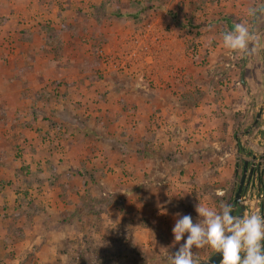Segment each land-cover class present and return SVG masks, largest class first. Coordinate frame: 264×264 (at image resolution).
<instances>
[{
    "label": "rangeland",
    "instance_id": "obj_1",
    "mask_svg": "<svg viewBox=\"0 0 264 264\" xmlns=\"http://www.w3.org/2000/svg\"><path fill=\"white\" fill-rule=\"evenodd\" d=\"M76 1L72 5L66 2L69 24L60 28L47 26L50 35L46 43L60 65L69 64L77 71L78 67L89 68L90 77L97 80V96L92 98V102H97V132L85 127L84 133L76 134L74 129L67 135L57 128L56 136L49 142L55 148L47 150L51 156L48 158L49 153L45 152L36 160L20 144H14L7 156L20 164V169H7L8 175L0 169V264H154L152 250L157 249L146 251V257H142L144 253L138 248L113 237L119 219L114 212L109 213L108 207L116 208L119 216L125 214L117 201L120 195L149 192L151 187L145 183L148 172L140 169L139 175L134 174L131 166L126 168L127 163L116 164L120 169H115L118 160L126 162L118 155L119 143L127 144L132 137L128 134L142 122L141 126L145 125L150 134L141 144L156 155L151 150L152 143L157 141L153 131L160 127L164 113L172 116L175 107L203 106L214 119L215 131L222 133L232 120L236 132L239 119L251 115L249 109L258 107L264 98V32L259 34L255 9L259 2L97 0L94 7L92 0ZM250 9H255L254 15L249 14ZM117 12L122 14L115 15ZM96 13L97 37H94L87 20ZM82 17L85 23L77 24ZM73 21L76 23L72 24ZM240 22L260 37L255 53H234L223 47L222 34ZM7 45L14 52L13 42ZM242 67L245 84L240 80ZM57 90L53 96L62 91ZM136 94L142 103H136ZM226 97L229 107L224 103ZM79 107L84 114L87 107ZM139 114L144 120L139 118L137 122L135 116ZM88 118L79 120L87 125ZM107 127L120 133L105 134ZM100 146L110 152L100 153ZM82 152L86 154L84 159ZM114 154L118 155L117 161H113ZM78 155L86 165L89 163L87 167L77 160L69 163ZM58 162L65 167L57 170ZM137 165L142 168L141 163ZM104 169L114 178L107 177L100 183L98 173L103 174ZM120 172L126 178L117 179L115 174ZM74 173H80L77 179L81 182L73 178ZM137 183L140 185L136 186ZM204 187L191 188L201 193ZM194 192L192 197L197 201L201 195ZM190 206L183 201L185 215L193 214ZM153 217L156 223L161 221L157 214L153 213ZM191 217L194 223L202 219L195 212ZM122 220L124 217L119 222ZM137 220L131 218L122 223L129 229L138 225Z\"/></svg>",
    "mask_w": 264,
    "mask_h": 264
},
{
    "label": "crops",
    "instance_id": "obj_2",
    "mask_svg": "<svg viewBox=\"0 0 264 264\" xmlns=\"http://www.w3.org/2000/svg\"><path fill=\"white\" fill-rule=\"evenodd\" d=\"M67 1L70 5L77 2L76 0H0V169L3 168L5 171L13 167L20 169V164H16V161L7 156L14 149L15 143L20 144L25 152L29 151L36 160L39 154L45 152L49 153L48 158L51 156L48 148L55 147L49 142L56 136L57 128L67 135L74 129L76 134L84 133L85 127L97 132V102L95 99L92 102L94 95L97 96V80L90 77L89 68L83 67V70H80L78 67L77 71V68L69 64L60 65L58 60H55L49 44L46 43L48 35L43 26L60 28L62 25L69 24ZM92 1L93 6L97 7V0ZM257 2L259 3L256 4L255 9L260 34L264 32V0H257ZM64 6L65 9H63ZM60 12L61 15H59ZM78 19L77 24L85 23L84 17ZM87 21L92 25L94 37H97V13ZM10 41L13 42L14 52H11L7 45ZM57 89L62 91L57 94L59 96H53L56 91H59ZM52 90L55 91L52 92ZM85 93H89L88 96ZM72 98L76 100L71 101ZM138 99L136 94L134 99L136 103L143 102ZM228 99L226 97L224 103L229 107L230 104L226 103ZM77 101L81 103L76 105ZM144 104L148 105L145 102ZM81 105L87 107L84 114L79 107ZM205 109L207 111L208 107ZM256 109V107L249 109L248 112L252 116L248 115L239 119L235 133L232 129V120L226 125L225 131L222 130V133H219L213 129L214 119L209 116V112L204 111L203 106L192 109L175 107L172 116L164 113L160 127L153 131L156 132L157 141L154 140L151 150L154 149L156 155L148 152V148L141 144L148 140L147 135L150 133L145 129V125L141 126L142 122H138L139 118L140 121L144 120V116L141 114L135 116L138 122L137 129H133L128 134L132 137L128 139L127 144L122 146V143H119L118 155L123 156L126 162L118 160V155L114 154L113 161L118 160L114 166L115 169H120L116 167V164L121 166L127 163L126 168L131 166L132 171L135 170L134 174L139 175L140 169L148 172L149 178L145 179V183L151 187L149 192L143 191L141 194H121L117 199L125 213L122 215L120 213L121 217L119 212H116V208L108 207L109 213L114 212L117 219L124 217V220L120 222L118 220L117 225L114 226L115 240L120 238L122 242L130 243V247L138 248L144 253L142 257L144 255L146 257V251L157 249V251L152 250L153 263L168 264V256L175 253L187 238L185 234L184 239L175 243L172 232L175 221L179 218L177 214L185 215L183 201L190 203L192 215L194 212L197 213L195 209L199 202L216 211L220 210L222 204H229L232 206L233 215H236L239 206L233 198L243 172V160L251 158L249 152H255L257 155L264 153L263 133L253 125ZM200 111L202 115L204 114L203 116L200 115ZM84 116H89L87 125L79 120ZM261 123L259 121V125ZM116 130L107 127L105 134L112 135ZM117 132L120 133L119 130L115 133ZM99 148L100 153L110 152L105 146ZM88 150L85 147V151L88 152ZM111 151L113 152V149ZM79 157V155L77 158L73 156L69 163L73 164L76 160L84 162ZM81 157L83 159L86 157L85 152H82ZM136 162L141 163L142 168H139ZM95 163L97 178V159ZM81 165L87 167L86 162ZM56 167L60 170L65 165L58 162ZM2 173L8 175L7 171ZM102 173H98L100 183L107 177L114 178L106 172V169ZM247 175L246 172L244 181ZM253 175L254 173L250 175L243 192L241 200L244 204L243 214L246 209L251 210L259 202L256 203L255 192L251 191V186L254 185L255 188L258 186L257 178ZM78 176L81 177L80 173L73 174L75 179ZM115 177L126 178L121 172L115 174ZM79 179L77 182H81ZM81 179L84 180V178ZM137 185L140 184L137 183ZM195 185L205 187L202 188L201 193H196L191 188ZM124 187L126 189L127 185ZM192 191L201 195L197 201L193 199ZM112 200H114L113 196H111ZM263 210L260 209V211ZM153 213L158 215L160 222L154 221ZM103 214L101 213V217L104 216ZM131 218L146 220H137L135 223L138 225L128 229L122 222ZM118 225H121V229H117ZM150 225L156 229L153 230ZM115 240L113 239L117 247ZM0 251L2 252L1 244ZM193 252L200 260H205L214 251L206 246L202 249L193 248Z\"/></svg>",
    "mask_w": 264,
    "mask_h": 264
},
{
    "label": "clouds",
    "instance_id": "obj_3",
    "mask_svg": "<svg viewBox=\"0 0 264 264\" xmlns=\"http://www.w3.org/2000/svg\"><path fill=\"white\" fill-rule=\"evenodd\" d=\"M249 14H255L250 9ZM260 37L243 22L222 34L223 47L234 53L252 54L257 51ZM252 45V47H250ZM199 222L190 215H180L172 229L174 242L187 238L175 253L168 256V264H202L193 248L210 247L222 254L220 264H264V214L249 211L233 215L232 206L222 204L219 211L199 202L196 206Z\"/></svg>",
    "mask_w": 264,
    "mask_h": 264
},
{
    "label": "water",
    "instance_id": "obj_4",
    "mask_svg": "<svg viewBox=\"0 0 264 264\" xmlns=\"http://www.w3.org/2000/svg\"><path fill=\"white\" fill-rule=\"evenodd\" d=\"M240 80L242 83L245 84L243 67H242V71H241ZM263 107H264V98L258 105L259 110L256 114V118L254 120L253 125L257 121V118L260 116V110ZM260 132L263 133V136H264V132L261 129H260ZM249 153L251 155L249 157H251V158L243 160V168H242L243 172L240 176L237 188H236L235 193H234L233 200L239 206V209H238V212L236 215H243L244 204L241 203V200L243 199V192L245 191V188H246L247 183L249 181V177L253 173H254V175H255V173L259 174V179L257 181V185H258L259 191L262 189L263 194H264V153L258 154V155L255 152H249ZM246 172L248 173V175H247V179L244 181ZM260 205H262V207L264 206V198H261ZM232 214H234V213L232 212ZM221 259H222V254L213 252L207 259L201 260V261H202V264H219Z\"/></svg>",
    "mask_w": 264,
    "mask_h": 264
},
{
    "label": "flooded vegetation",
    "instance_id": "obj_5",
    "mask_svg": "<svg viewBox=\"0 0 264 264\" xmlns=\"http://www.w3.org/2000/svg\"><path fill=\"white\" fill-rule=\"evenodd\" d=\"M254 107H256V105H254L253 108H254ZM256 108H257V109H256V112H255V118H256V114H257V112H258V110H259L258 107H256ZM263 114H264V107L261 108V110H260V116L257 118V121H256L255 124H254V127L257 126V130H260L259 127H260L262 124H264V116H263ZM255 118H254V120H255ZM259 121L262 122L260 125H259ZM262 131L264 132V129H263ZM254 176L257 178V181H258V179H259V174H258V173H255ZM251 191H252V193L255 192V196H256L257 199L259 200V188H258V186H257V188H255L254 185L251 186Z\"/></svg>",
    "mask_w": 264,
    "mask_h": 264
},
{
    "label": "built area",
    "instance_id": "obj_6",
    "mask_svg": "<svg viewBox=\"0 0 264 264\" xmlns=\"http://www.w3.org/2000/svg\"><path fill=\"white\" fill-rule=\"evenodd\" d=\"M259 129H261V130H263L264 129V124H262L260 127H259ZM260 131V130H259ZM263 137V140H264V136H262ZM264 197V194H263V190H260L259 191V200L258 199H256V203H257V205L256 206H253V208L251 209V210H249V209H246L245 210V212H244V214L245 213H248L249 211H258V212H260V213H262V214H264V210L263 211H260V209H264V206L262 207V208H260V200H261V198H263ZM251 203H252V201H251ZM253 204H251V206H252ZM257 208V209H256ZM220 264V263H219Z\"/></svg>",
    "mask_w": 264,
    "mask_h": 264
},
{
    "label": "trees",
    "instance_id": "obj_7",
    "mask_svg": "<svg viewBox=\"0 0 264 264\" xmlns=\"http://www.w3.org/2000/svg\"><path fill=\"white\" fill-rule=\"evenodd\" d=\"M124 13V12H123ZM127 12H125L124 14H126ZM122 13L121 12H117L115 15H121ZM128 14V13H127ZM43 29H45L46 30V32H47V30H48V32H47V35L49 36L50 35V33H49V28L47 27V26H43Z\"/></svg>",
    "mask_w": 264,
    "mask_h": 264
}]
</instances>
